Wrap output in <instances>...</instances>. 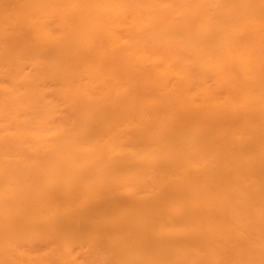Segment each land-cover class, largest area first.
Masks as SVG:
<instances>
[{
	"label": "bare ground",
	"instance_id": "1",
	"mask_svg": "<svg viewBox=\"0 0 264 264\" xmlns=\"http://www.w3.org/2000/svg\"><path fill=\"white\" fill-rule=\"evenodd\" d=\"M0 264H264V0H0Z\"/></svg>",
	"mask_w": 264,
	"mask_h": 264
}]
</instances>
